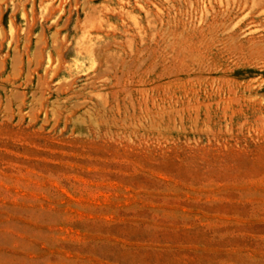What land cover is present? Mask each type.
Masks as SVG:
<instances>
[{
  "label": "rangeland",
  "instance_id": "obj_1",
  "mask_svg": "<svg viewBox=\"0 0 264 264\" xmlns=\"http://www.w3.org/2000/svg\"><path fill=\"white\" fill-rule=\"evenodd\" d=\"M0 264H264V0H0Z\"/></svg>",
  "mask_w": 264,
  "mask_h": 264
},
{
  "label": "bare ground",
  "instance_id": "obj_2",
  "mask_svg": "<svg viewBox=\"0 0 264 264\" xmlns=\"http://www.w3.org/2000/svg\"><path fill=\"white\" fill-rule=\"evenodd\" d=\"M223 24V23H222Z\"/></svg>",
  "mask_w": 264,
  "mask_h": 264
}]
</instances>
